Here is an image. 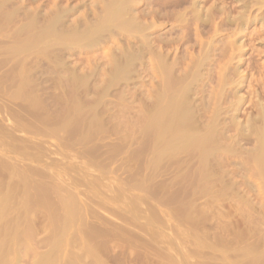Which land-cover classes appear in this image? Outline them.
I'll return each mask as SVG.
<instances>
[{
	"label": "rangeland",
	"instance_id": "374dc122",
	"mask_svg": "<svg viewBox=\"0 0 264 264\" xmlns=\"http://www.w3.org/2000/svg\"><path fill=\"white\" fill-rule=\"evenodd\" d=\"M120 1L0 0V264H264V0Z\"/></svg>",
	"mask_w": 264,
	"mask_h": 264
},
{
	"label": "bare ground",
	"instance_id": "6f19581e",
	"mask_svg": "<svg viewBox=\"0 0 264 264\" xmlns=\"http://www.w3.org/2000/svg\"><path fill=\"white\" fill-rule=\"evenodd\" d=\"M109 1H110V0H109ZM113 1H115V0H113ZM118 1H119V0H118ZM256 1L258 2V0H256ZM105 2H106V1H105ZM105 2H104V3H105ZM116 2H117V1H116ZM120 2H121V1H120ZM127 2H128V0H127V1H122L120 5L123 6V4H124V3H127ZM133 2H134V1H131V3H133ZM195 2H196V1H195ZM111 3H112V1H111ZM118 3H119V2H117V3L115 4V3L113 2L114 8H115V7H116V9L118 8V7H117V6H119ZM128 3H129V5H130V0H129ZM128 3H127V4H128ZM127 4H126V5H127ZM134 4H136V3L134 2ZM137 4H138V3H137ZM137 4H136V5H137ZM195 4H196V3H195ZM247 4H248V3H247ZM256 4H257V3H256ZM260 4H261V2L259 3V5H260ZM105 5H106V4H105ZM105 5H104V6H105ZM115 5H117V6H115ZM129 5H128V6H129ZM131 5H132V4H131ZM257 5H258V4H257ZM108 6H109V5H108ZM111 6H112V4H111ZM194 6H195V5H194ZM194 6H193V7H194ZM196 6H197V4H196ZM198 6H199V5H198ZM217 6H218V5H217ZM248 6H249V5H248ZM131 7H133V5H132ZM186 7H187V6H186ZM111 8H112V7H111ZM111 8H110V9H111ZM123 8H125L126 11H128V10L130 9V8H129V9L127 10V7H124V6H123ZM123 8L120 7V12H124V11H125V9H123ZM197 8H198V7H197ZM216 8H217V7H216ZM103 9H104V8H103ZM106 9H107V7H106ZM108 9H109V8H108ZM121 9H122V10H121ZM219 9H220V8H219ZM117 10H118V9H117ZM117 10L115 11V9H114L113 11L116 13ZM135 10H136V9H135ZM191 10H192V9H191ZM194 10L196 11L197 9L194 8ZM222 10H223V9H222ZM110 11H111V10H109L108 13H110ZM131 11H132V9H131ZM131 11H130V12H131ZM203 11H204V10H203ZM217 11H218V10H217ZM132 12H133L135 18H137V17H136V14H135V11H132ZM132 12H131V13H132ZM67 13H68V12H67ZM67 13H66V14H67ZM111 13H112V11H111ZM111 13H110V15H111ZM124 13H125V12H124ZM126 13H127V12H126ZM126 13H125V16H124V14H122V13H121V15H123L124 17H126L124 22L126 23V26H127V24H129V27H130V28H129V27H128V28H129L131 31H133L132 29H133L134 27H135L134 29H136V26L139 24V23H138L139 21H138V22H135V21H137V20H136V19H135V20L132 19V17H133V16H132L131 19H132V21H134V23H135L136 26H135V25H132V24H134V23L131 21L130 18H127V17H129V16H128V14L126 15ZM128 13H129V12H128ZM131 13H130V14H131ZM136 13L138 14L137 11H136ZM133 14H132V15H133ZM194 14H197V13H194ZM201 14H202V13H201ZM113 15H114V13H113ZM115 15H117V13H116ZM108 16H109V14H108ZM108 16H107V22L109 21V18H110V17L108 18ZM117 16H118V15H117ZM197 16H198V15H197ZM111 17H112V16H111ZM119 17H120V16H119ZM124 17H121V18L123 19ZM138 17H139V16H138ZM206 17H207V16H206ZM133 18H134V17H133ZM139 18H140V17H139ZM195 18H196V17H195ZM199 18H200V17H199ZM101 19H102V18H101ZM101 19H100V20H101ZM113 19H114V17H113ZM119 19H120V18H118V21H119ZM205 19H206V18H205ZM207 19L209 20V18H207ZM60 20H61V19H60ZM60 20H57V21H60ZM62 20H63V18H62ZM114 20H117V18L114 19ZM120 20H121V19H120ZM128 20H129L130 23H127ZM138 20H139V19H138ZM140 20H141V18H140ZM195 20H196V19H195ZM199 20H200V19H199ZM208 20H207V21H208ZM262 20H263V19H262ZM55 21H56V20H55ZM103 21H104V20H103ZM112 21H113V20H111V22H112ZM118 21H117V22H118ZM122 21H123V20L119 21L120 23H118V24L121 25ZM142 21H143V20H142ZM113 22H114V21H113ZM131 22H132V24H131ZM204 22H205V21H204ZM104 23H106V20H105ZM125 23H124V24H125ZM136 23H137V24H136ZM140 23H141V22H140ZM205 23H206V22H205ZM130 24H131L132 26H131ZM143 24H144V23H143ZM115 25H116V29H118L117 26H119V25H117V24H115ZM115 25H111V27H109V26L106 27V26H105V27H106L105 30H108L109 28H112V26H115ZM140 26H143V25H140ZM140 26H137L138 29H136V31L139 30L140 28H142V29H143V28H146V27H145L146 25L143 26V27H140ZM102 27H103V29H102L101 31L104 32V31H103V30H104V25H103ZM131 27H132V29H131ZM139 27H140V28H139ZM107 28H108V29H107ZM113 28H114V27H113ZM119 28H120V29H124V27H122V28L119 27ZM126 29H127V28H126ZM112 31H113V29H112ZM139 31H140V30H139ZM92 32H93V33H92ZM92 32H90L89 34H91V35L93 34V37H94V35H95V36L97 35L96 32H94V31H92ZM97 32H98V31H97ZM105 32H106V31H105ZM142 32H143V30H142ZM109 33H110V32H109ZM102 34H103V33H102ZM104 34H105V33H104ZM104 34H103V35H104ZM86 35H88V34H85L83 37H85ZM91 37H92V36H91ZM91 37H89V38H91ZM96 37H97V36H96ZM98 37H100V36L98 35ZM144 37H145V35H144ZM81 38H82V37H81ZM85 38H86V37H85ZM85 38H84V40H86ZM94 38H95V37H94ZM94 38H93V39H94ZM96 39H97V38H96ZM145 39H146V38H145ZM145 39H144V40H145ZM77 40H78V39H77ZM82 40H83V38H82ZM88 40H90V42H91L92 39H88ZM88 40H87V41H88ZM97 40H99V39H97ZM94 41H95V40H94ZM145 41H146V40H145ZM143 43H144V42H143ZM129 62H130V61H129ZM121 74H122V73H121ZM179 98H180V97H179ZM179 100H180V99H179ZM179 111H180V110H179ZM179 122H180V121H179ZM179 124H181V122H180ZM180 126H181V125H180ZM178 129H179V128H178ZM183 134L186 135V133H183ZM188 137H189V136H188ZM191 137H192V135H191ZM199 139H200V138H199ZM178 140H179V139H178ZM192 141H193V142H192ZM192 141H191V143H194V140H192ZM195 141H196V140H195ZM201 141H202V140H201ZM204 141H207V140H204ZM184 142H185V141H184ZM196 142H198V141H196ZM203 143H204V142H203ZM179 144H181V141H180ZM187 145H189V143H188ZM193 145H194V144H193ZM198 145H199V143H198ZM198 145H197V146H198ZM201 145H203V144H201ZM179 146H181V145H179ZM189 146H192V145L190 144ZM194 146H196V145H194ZM198 147H199V146H198ZM194 148H195V147H194ZM199 148H201V147H199ZM263 156H264V155H263ZM263 159H264V158H263ZM263 165H264V163H263ZM66 204H67V203H66ZM63 205H65V204H63ZM66 207H67V206H66ZM69 207H70V206H69ZM63 208H65V207L63 206L62 209H63ZM63 211H64V209H63ZM64 213H66V211H65ZM68 213H69V211H68ZM58 260H59V259H58ZM56 262H57V259H56ZM67 263H68V262H67ZM65 264H66V262H65Z\"/></svg>",
	"mask_w": 264,
	"mask_h": 264
}]
</instances>
